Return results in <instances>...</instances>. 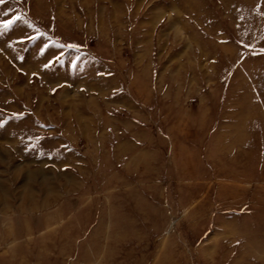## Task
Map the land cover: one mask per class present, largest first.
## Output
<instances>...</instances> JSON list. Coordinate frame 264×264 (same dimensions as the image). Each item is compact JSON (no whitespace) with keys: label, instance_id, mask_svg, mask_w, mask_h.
I'll use <instances>...</instances> for the list:
<instances>
[{"label":"rangeland","instance_id":"1","mask_svg":"<svg viewBox=\"0 0 264 264\" xmlns=\"http://www.w3.org/2000/svg\"><path fill=\"white\" fill-rule=\"evenodd\" d=\"M0 264H264V0H2Z\"/></svg>","mask_w":264,"mask_h":264},{"label":"snow or ice","instance_id":"2","mask_svg":"<svg viewBox=\"0 0 264 264\" xmlns=\"http://www.w3.org/2000/svg\"><path fill=\"white\" fill-rule=\"evenodd\" d=\"M0 2H2V0H0ZM17 19H18V17H17ZM11 23H12V21H8L4 26L8 27Z\"/></svg>","mask_w":264,"mask_h":264}]
</instances>
